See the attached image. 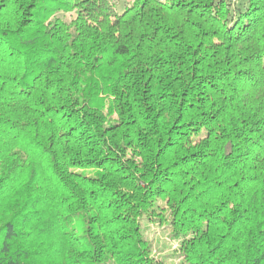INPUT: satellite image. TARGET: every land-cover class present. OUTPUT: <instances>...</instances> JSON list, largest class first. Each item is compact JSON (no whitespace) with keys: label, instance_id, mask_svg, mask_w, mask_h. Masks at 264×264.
Masks as SVG:
<instances>
[{"label":"clouds","instance_id":"9594fccd","mask_svg":"<svg viewBox=\"0 0 264 264\" xmlns=\"http://www.w3.org/2000/svg\"><path fill=\"white\" fill-rule=\"evenodd\" d=\"M116 47L127 53L119 72L104 67ZM77 78L107 82L120 119L136 121L123 132L142 143L143 175L78 174L96 163L89 135L57 114ZM193 85L199 103L177 112ZM81 91L84 116L95 109ZM141 182L167 190L182 264H264V0H0V197L16 194L20 221L7 246L0 237V264H81L77 238L106 242L112 193L139 202Z\"/></svg>","mask_w":264,"mask_h":264},{"label":"trees","instance_id":"16d2710c","mask_svg":"<svg viewBox=\"0 0 264 264\" xmlns=\"http://www.w3.org/2000/svg\"><path fill=\"white\" fill-rule=\"evenodd\" d=\"M29 7H34V5L30 4ZM64 23L70 24L74 23V21L69 16L65 19ZM92 35L93 46H96V41L103 40L104 38L98 32H93ZM57 41L63 46L64 37L59 36ZM125 55L127 53L122 48L116 47L112 56L117 59L115 62L108 60L107 65L104 67L110 71L119 72L123 61L118 58ZM193 57L195 59V53H193ZM51 58L54 60L56 54H53ZM96 59L99 60L100 58L96 57ZM39 75L40 73L38 72L37 76ZM124 75H128L127 69L124 70ZM177 78L179 79V77ZM81 88L93 97L90 107L95 109L93 112H86L84 116H81L80 109L77 107V105L85 103L84 92L81 91ZM148 91L149 86L145 85L144 93L147 94ZM198 91L199 89L195 85H193L190 92L187 89H182L176 105L177 112H180L182 106L185 109L194 108L195 104L199 103V100L195 97V93ZM69 94L75 96L76 99L68 104L60 105V108L57 110L58 118L66 124L71 125L67 131L73 136L78 133H88L89 142L93 149L90 159L96 161L94 165L84 168L83 171L78 169V174L83 175L87 173L85 179L89 180L90 183L99 179L95 174V170L104 172L107 166L115 167L116 171L122 174V178L126 182L129 177L134 176L136 171H140L143 175V169L139 167L137 162L139 155L136 150L142 147V143L132 137L130 133L123 132V129L129 125H135L136 121L128 119L126 123L125 120L120 119L121 116L125 115V112L123 109L119 112L116 110L115 92L114 90L111 93L109 92L107 82L103 85L90 86L87 79L77 78L72 81ZM162 95L167 94L162 93ZM169 104H171V100H169ZM160 115L161 109L157 105L153 116L160 117ZM85 116L87 117V123L85 122ZM78 119L80 122L79 126L77 125ZM92 128H96L97 131L92 133ZM183 128L184 122L180 116H176L169 131L172 132L173 129H176L177 131L174 134L179 135V130ZM200 134L197 127L193 125L189 139L191 140L192 137H197ZM93 135L102 138L99 141L94 140L92 139ZM121 140L124 142L122 143ZM165 144L170 147L167 141H165ZM121 157H127L126 162H123L120 159ZM141 185L136 186V191L141 194L139 202H136L135 193L131 197L127 191L120 192L119 189L112 193L115 201L118 203L113 205L112 202H109L108 214L111 215L110 209L115 206L119 215L114 216L113 219L116 222L108 226V231L105 234L106 242L105 239L96 242L77 238L79 241L78 251L81 256V264H130V261L136 257H138L136 264H165L161 259L153 255L152 244L145 235L143 226V220L145 219L151 221L159 219L161 223H168L171 226L172 239L179 242L181 248V241L174 238L176 234L173 231V226L178 225L176 214L168 212L167 206L169 202L163 199L167 190L160 189L157 191L156 189H148V185L143 184V182H141ZM16 198V194L0 197V237L3 238L6 246L7 242L13 240L18 234L17 230L20 221L18 215L14 214ZM125 205H129L130 208L125 207ZM93 226L95 227V224ZM178 226L183 227V225ZM41 239L43 240L44 238ZM145 243H147V248L141 247ZM146 252L149 255H145ZM53 259H56V257H53ZM8 264H13V262L9 260Z\"/></svg>","mask_w":264,"mask_h":264},{"label":"rangeland","instance_id":"374dc122","mask_svg":"<svg viewBox=\"0 0 264 264\" xmlns=\"http://www.w3.org/2000/svg\"><path fill=\"white\" fill-rule=\"evenodd\" d=\"M143 226L147 239L152 244L153 255L161 259L165 264H182L177 250L179 242L171 237V226L168 223H161L159 219L143 220Z\"/></svg>","mask_w":264,"mask_h":264}]
</instances>
